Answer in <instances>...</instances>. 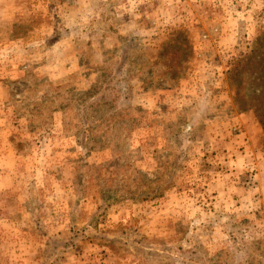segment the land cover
<instances>
[{
  "label": "rangeland",
  "instance_id": "374dc122",
  "mask_svg": "<svg viewBox=\"0 0 264 264\" xmlns=\"http://www.w3.org/2000/svg\"><path fill=\"white\" fill-rule=\"evenodd\" d=\"M263 31L264 0H0V264H264Z\"/></svg>",
  "mask_w": 264,
  "mask_h": 264
},
{
  "label": "trees",
  "instance_id": "16d2710c",
  "mask_svg": "<svg viewBox=\"0 0 264 264\" xmlns=\"http://www.w3.org/2000/svg\"><path fill=\"white\" fill-rule=\"evenodd\" d=\"M264 40V31L261 32L259 34V36L254 40V47L252 49V52L250 54V56L246 59H244L242 62L245 64L244 66H247V63H249L253 58H259L260 56H262L263 54H260V51L262 49V46L260 45L262 43V41ZM264 53V52H263ZM264 56V55H263ZM262 56V57H263ZM240 64V63H239ZM235 73H233L232 71V76ZM258 89L255 90V95L260 96L262 94H264V84L263 85H259L257 86ZM254 101L256 100V98L253 99ZM262 110L258 109V113H262ZM263 114V113H262ZM264 115V114H263ZM263 115H256V119L258 120L259 124L262 126V129L264 131V120L261 119L263 117Z\"/></svg>",
  "mask_w": 264,
  "mask_h": 264
},
{
  "label": "crops",
  "instance_id": "0c3cea01",
  "mask_svg": "<svg viewBox=\"0 0 264 264\" xmlns=\"http://www.w3.org/2000/svg\"><path fill=\"white\" fill-rule=\"evenodd\" d=\"M230 2H231V3H230V7H231V5L233 4L234 1H230ZM235 8H236V9L233 10V13H234V16H235L236 18H238V17H240V13H241L240 10H239V6H238V4L235 6ZM227 15H229V14L227 13ZM224 40H225V39H224ZM231 44H232V40H226V43H225V46H226V47H228V46L230 47ZM229 47H228V48H229Z\"/></svg>",
  "mask_w": 264,
  "mask_h": 264
}]
</instances>
